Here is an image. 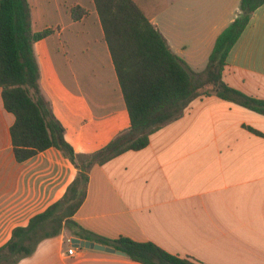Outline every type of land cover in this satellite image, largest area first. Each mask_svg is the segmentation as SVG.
I'll return each mask as SVG.
<instances>
[{
  "label": "crops",
  "instance_id": "obj_1",
  "mask_svg": "<svg viewBox=\"0 0 264 264\" xmlns=\"http://www.w3.org/2000/svg\"><path fill=\"white\" fill-rule=\"evenodd\" d=\"M28 1L33 32L51 31L34 44L41 93L67 142L88 157L130 128L95 3ZM241 1L134 0L195 73L207 68ZM75 7L88 14L74 20ZM223 75L230 87L264 100V4L231 51ZM15 121L0 88V248L14 229L59 202L78 173L55 148L18 162ZM89 177L87 198L74 220L95 235L152 242L201 264H264V115L216 95L198 98L180 119L153 134L146 148L96 165ZM72 238L77 237L64 230L17 264H141L118 251L76 247ZM71 247L74 256L67 254Z\"/></svg>",
  "mask_w": 264,
  "mask_h": 264
},
{
  "label": "trees",
  "instance_id": "obj_2",
  "mask_svg": "<svg viewBox=\"0 0 264 264\" xmlns=\"http://www.w3.org/2000/svg\"><path fill=\"white\" fill-rule=\"evenodd\" d=\"M99 14L130 117V128L104 148L80 157L67 142L65 129L40 90L34 44L50 30L34 33L28 0H0V88L5 108L12 113L14 154L18 162L55 148L77 168L65 196L25 227H17L0 248V264H17L32 256L41 242L68 230L73 236L111 247L141 264H201L173 255L152 242L107 239L85 230L74 217L84 204L89 174L128 152L150 144L161 128L180 119L193 101L211 95L264 115V100L230 87L224 81L228 58L264 0H242L237 19L218 37L207 68L193 72L171 50L161 32L134 0H93ZM88 12L72 9L74 20ZM257 134V131L249 128Z\"/></svg>",
  "mask_w": 264,
  "mask_h": 264
},
{
  "label": "water",
  "instance_id": "obj_3",
  "mask_svg": "<svg viewBox=\"0 0 264 264\" xmlns=\"http://www.w3.org/2000/svg\"><path fill=\"white\" fill-rule=\"evenodd\" d=\"M71 243L76 246V247H82V248H92L95 250H101V251H106V252H111V253H116L117 251L111 247H106L104 245L101 244H96L94 242L91 241H85V240H81L78 238H72L71 239Z\"/></svg>",
  "mask_w": 264,
  "mask_h": 264
},
{
  "label": "built area",
  "instance_id": "obj_4",
  "mask_svg": "<svg viewBox=\"0 0 264 264\" xmlns=\"http://www.w3.org/2000/svg\"><path fill=\"white\" fill-rule=\"evenodd\" d=\"M67 254L69 256H74L75 255V248L71 247L68 251H67Z\"/></svg>",
  "mask_w": 264,
  "mask_h": 264
}]
</instances>
